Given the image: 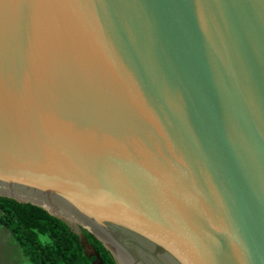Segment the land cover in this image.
I'll list each match as a JSON object with an SVG mask.
<instances>
[{"label": "water", "instance_id": "water-1", "mask_svg": "<svg viewBox=\"0 0 264 264\" xmlns=\"http://www.w3.org/2000/svg\"><path fill=\"white\" fill-rule=\"evenodd\" d=\"M0 196L120 264H264V0H0Z\"/></svg>", "mask_w": 264, "mask_h": 264}, {"label": "trees", "instance_id": "trees-1", "mask_svg": "<svg viewBox=\"0 0 264 264\" xmlns=\"http://www.w3.org/2000/svg\"><path fill=\"white\" fill-rule=\"evenodd\" d=\"M0 224L5 226L31 264H116L110 252L85 228H79L96 255L83 251L79 235L43 208L0 196Z\"/></svg>", "mask_w": 264, "mask_h": 264}, {"label": "rangeland", "instance_id": "rangeland-1", "mask_svg": "<svg viewBox=\"0 0 264 264\" xmlns=\"http://www.w3.org/2000/svg\"><path fill=\"white\" fill-rule=\"evenodd\" d=\"M71 226V228L78 233L79 235V239H80V243L82 246V249L84 252H86V254L91 255L94 254L96 255V252L93 250V248L91 247V245L85 240L84 236L82 235L81 231H80V227L75 225V224H69ZM10 248L9 246V242L8 239L6 238L5 240L2 239V237L0 236V262L5 261L9 263V256L10 253L8 252V248ZM19 249L20 248H13V250L16 251V254L19 253ZM17 256V255H16ZM15 257V256H14ZM13 257H11L12 259ZM115 260V259H114ZM116 264H119L117 259L115 260ZM93 264H102L99 260L98 257L95 258V260L93 261Z\"/></svg>", "mask_w": 264, "mask_h": 264}, {"label": "crops", "instance_id": "crops-1", "mask_svg": "<svg viewBox=\"0 0 264 264\" xmlns=\"http://www.w3.org/2000/svg\"><path fill=\"white\" fill-rule=\"evenodd\" d=\"M0 236L2 237L3 240H5L7 238L8 242H9V246H10V248L7 247L9 249L8 252L10 253L9 263L2 261V262H0V264H31L27 260L26 256L23 254L22 249L19 246L18 242L15 241V239L13 238V236L11 235L9 230L5 226H3L2 224H0ZM16 247L20 248L19 253H17V254H16V251L13 250V248H16ZM11 257H13V258L11 259Z\"/></svg>", "mask_w": 264, "mask_h": 264}, {"label": "bare ground", "instance_id": "bare-ground-1", "mask_svg": "<svg viewBox=\"0 0 264 264\" xmlns=\"http://www.w3.org/2000/svg\"><path fill=\"white\" fill-rule=\"evenodd\" d=\"M117 259V258H116ZM118 261V260H117ZM119 263V262H118ZM120 264V263H119Z\"/></svg>", "mask_w": 264, "mask_h": 264}]
</instances>
